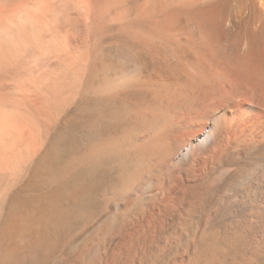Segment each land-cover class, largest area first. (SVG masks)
<instances>
[{"label":"bare ground","instance_id":"obj_1","mask_svg":"<svg viewBox=\"0 0 264 264\" xmlns=\"http://www.w3.org/2000/svg\"><path fill=\"white\" fill-rule=\"evenodd\" d=\"M45 139L55 225L97 197L131 262L264 264V0H0V163Z\"/></svg>","mask_w":264,"mask_h":264},{"label":"rangeland","instance_id":"obj_2","mask_svg":"<svg viewBox=\"0 0 264 264\" xmlns=\"http://www.w3.org/2000/svg\"><path fill=\"white\" fill-rule=\"evenodd\" d=\"M45 140L40 154L29 146L32 161L19 162L12 156L0 163V264H182L181 255L173 250L164 261L160 257L155 262H131L137 246L125 245L121 224H106L102 231L100 220L106 214H102L104 203L97 197L87 206L89 212L73 213L66 225L50 221L54 204L64 206L71 201L59 197L47 172L45 155L52 139ZM127 218L121 216L123 221ZM152 237L158 239L159 234Z\"/></svg>","mask_w":264,"mask_h":264}]
</instances>
